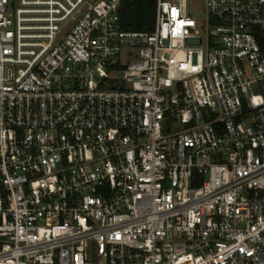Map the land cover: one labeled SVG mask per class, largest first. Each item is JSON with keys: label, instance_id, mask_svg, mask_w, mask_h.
I'll use <instances>...</instances> for the list:
<instances>
[{"label": "built area", "instance_id": "2783aa9c", "mask_svg": "<svg viewBox=\"0 0 264 264\" xmlns=\"http://www.w3.org/2000/svg\"><path fill=\"white\" fill-rule=\"evenodd\" d=\"M0 0V264H264V0Z\"/></svg>", "mask_w": 264, "mask_h": 264}, {"label": "trees", "instance_id": "16d2710c", "mask_svg": "<svg viewBox=\"0 0 264 264\" xmlns=\"http://www.w3.org/2000/svg\"><path fill=\"white\" fill-rule=\"evenodd\" d=\"M156 0H123L120 7L122 27L151 31L155 26Z\"/></svg>", "mask_w": 264, "mask_h": 264}, {"label": "rangeland", "instance_id": "374dc122", "mask_svg": "<svg viewBox=\"0 0 264 264\" xmlns=\"http://www.w3.org/2000/svg\"><path fill=\"white\" fill-rule=\"evenodd\" d=\"M190 14L195 18L205 17V0H188Z\"/></svg>", "mask_w": 264, "mask_h": 264}]
</instances>
